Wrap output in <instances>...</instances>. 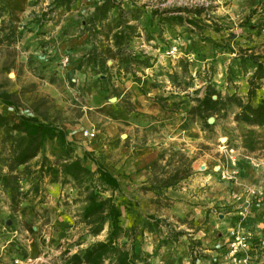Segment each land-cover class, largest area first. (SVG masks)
<instances>
[{"label":"rangeland","instance_id":"rangeland-1","mask_svg":"<svg viewBox=\"0 0 264 264\" xmlns=\"http://www.w3.org/2000/svg\"><path fill=\"white\" fill-rule=\"evenodd\" d=\"M33 1H6L7 23H11L16 35L19 31L22 33L13 39H0V90L15 91L19 99L18 105L24 113H27L33 101L39 98L47 99L53 106L50 115H58L60 119H63L61 126L67 131L69 138L74 141L76 153L81 155L83 149L93 150L103 164L110 165L111 162L113 165L119 164L118 151L108 154L105 149L101 150L95 146L101 141L105 144L108 139L104 135L108 119L105 117L103 106L114 103L109 101V98L113 96L98 99L97 75L83 71L71 72V64L88 45L83 43L85 34L81 33L82 22L91 14L97 0H77L69 8L58 7L53 13L52 20L44 22L42 26H38L34 17L46 8L49 0H38L36 3ZM136 2L146 3L148 8L152 6L167 8L179 5H200L209 8L208 16L206 13L201 15L205 18L201 20L203 23H201V30L190 26L188 29L191 30L176 27L172 30H165L162 38L156 37V33H153V39L149 41L143 37H135L130 44L131 49L135 51L142 49L144 53L155 59L153 66L145 68L143 72L138 71L137 75H142L141 73L145 71V75L151 74L150 77L153 78L157 73L170 72L174 69L180 71L177 67V60L183 58L190 63L189 72L195 77L191 86L185 90L186 92H179L183 88L182 85L175 86L170 81L165 82L168 79L165 74H161V77L157 79L161 80L158 84H162V88L169 86L165 92L177 91L176 94L172 93L170 98L177 101L182 99L188 106L187 110L193 101L191 98L195 96L193 89L201 82V78L196 77L197 72H201V76L205 77L211 74L212 83L222 92L237 91L245 96L248 87L247 78L252 70L247 69L243 73L241 69L238 70L235 63L238 53L244 49L252 48L253 51L264 54V32L257 34L255 26L259 20L264 21V0H136ZM148 19V14L143 15L141 24L146 25ZM147 27L150 31H155V27ZM215 27L219 30L216 31ZM157 65L162 67L159 72ZM71 81L74 82L73 85ZM93 83H96L97 87L91 90ZM111 85L117 88L118 98L122 105L124 101L133 103V94L137 91V85L129 74L118 77L113 75ZM126 88L127 91L122 94ZM257 93L258 96L263 95L264 87ZM137 94L141 95L139 92ZM118 98L116 97V100ZM0 112L12 120L16 118L15 112L6 106L1 105ZM130 114L129 126H118L120 132H128L133 137L141 134V138L165 134L164 122L160 123L152 118ZM217 122L216 134H204L205 138L199 142L195 152L215 163H218V160L226 161L227 159L222 154L226 141L221 140V137H225L222 126L224 120L218 118ZM226 122V132L227 128L235 127L231 123V118ZM81 127L93 129L95 136L83 137L80 133ZM73 130L74 133H72ZM122 137L125 139L126 135ZM170 141L160 150L169 148V144L173 142V149H178L177 141ZM168 154V152L165 154V159ZM247 155L245 150L236 154L237 160L234 166L239 167L244 161H248L255 169L253 174L264 173V150L256 152L255 156ZM34 161L36 159L31 161V164H34ZM255 161H259L260 165H255ZM238 173L235 172L234 176L226 179V186L232 200L226 204L215 205L212 210L208 209L207 214L209 215L204 221V223L211 222L212 225L208 224V227L204 223L194 224V217L198 213L194 211V207L185 211L184 205L179 203L184 199H178L176 204L174 199L167 197L166 194L164 197L155 199V196L151 197L141 190V185H130L134 182H127L125 185L122 182V189L130 198L138 201L142 215L153 214L169 224L167 228L161 225L157 232L145 231L143 237L134 242L136 251H139L140 246L143 249L142 246L147 243L145 237L151 235L152 240L154 239L153 241L158 244L160 254L165 253L166 247L171 248V258H174V261H177L175 258H179L181 254L179 244H182L187 246L189 263L192 262V253L195 250L198 256L195 264H223L226 262L223 258L226 243L234 235L238 233L263 235L264 175L256 179L261 182L260 184L244 185L243 180L237 178ZM21 186L23 190L28 187L26 182H21ZM251 187H260L263 194L246 203V189ZM41 197L43 202L37 205L39 217L36 226L33 227L35 234L25 231L20 223L16 231L12 232L16 237L28 238V242L25 243L31 247L36 241L39 257L27 264H64L67 255L81 251L97 240L105 239L108 231L107 225L99 234L93 235L80 221L82 202L79 199L81 197L70 184L51 183L45 178L42 183ZM26 203H22L21 206ZM192 205L197 206L198 204ZM242 207H246L244 216L239 214ZM10 213L6 195L0 190V252H3L0 264H23L16 259L9 261L8 254L4 246L2 247L8 238H5V235L9 236L12 231L6 222ZM133 216L134 210L129 211L125 208L120 217V224L129 228ZM169 228L174 231H183L185 234L177 240H171L167 233ZM194 236H199V238H193ZM200 240L204 246H201ZM120 241H126L128 246L131 243V239L126 238H121ZM189 241L194 243L192 248H189ZM217 245H220V248H215ZM205 248H209L211 252L203 251ZM164 260H166L165 256ZM104 264H112V262L106 260Z\"/></svg>","mask_w":264,"mask_h":264},{"label":"trees","instance_id":"trees-1","mask_svg":"<svg viewBox=\"0 0 264 264\" xmlns=\"http://www.w3.org/2000/svg\"><path fill=\"white\" fill-rule=\"evenodd\" d=\"M6 1L0 0V39H13L22 31L16 35L11 23H7ZM76 1L49 0L46 8L35 15L34 20L38 26H42L44 22L52 20L58 7L69 8ZM205 13L208 16L209 8L200 5L148 8L146 3H138L136 0H97L91 14L82 22L81 33L85 34L83 43L88 45L71 64V72L83 71L97 75L98 99L110 96L118 98L117 88L111 85L113 75L118 77L129 74L142 95L159 103L165 110L177 111L182 99L174 100L170 98L171 94L147 95L158 83L144 73L137 75V72L153 66L155 59L142 49H131L130 44L135 37L149 41L153 39V33L162 38L165 30L176 27L188 29L190 26L201 30V23L205 19L201 15ZM145 14L149 16L148 23L142 25L141 19ZM147 26L155 27V31H150ZM255 26L257 34L264 32L263 20H259ZM214 29L219 30L218 27ZM238 54L235 63L238 70L241 69L243 73L247 69L252 70L247 78L245 96L237 91L222 93L212 83L211 74L205 77L197 72L196 77L201 78L203 84L193 89L195 96L191 99L194 104L186 110L185 119L179 126L188 129L198 119L204 134L215 135L218 118H221L224 120L222 126L226 137L224 145L234 149L241 147L246 153H256L264 150V94L258 96L257 93L264 87V54L252 48ZM189 65L188 61L179 58L177 67L180 71L174 69L156 75L165 74L172 85H182V90H186L195 78L189 72ZM71 84L74 82L71 81ZM18 100L15 91L0 90V106L12 109L16 115L12 120L0 112V190L5 193L11 211L6 218L9 228L14 231L20 223L30 234H35L33 227L39 217L37 205L43 202L41 190L45 178L51 183L70 184L81 197L79 216L88 232L97 235L105 225L108 231L104 240H97L81 251L67 255L64 264H104L106 260L112 264H137L142 261L145 264V258L141 251H136L134 242L143 237L145 231L157 232L161 225L167 228L169 224L153 214L142 215L138 201L130 198L122 189L120 172L107 168L93 150L83 149L81 155L76 153L74 141L61 126L63 119L58 115H50L53 106L47 99L33 101L27 113L22 112ZM123 107L134 116L159 121L138 111L132 102L124 101ZM210 117L214 118L212 122L208 121ZM230 118L235 127L227 128L226 132L225 124ZM120 141L119 138L107 139L105 145L115 146ZM173 146L174 143H170L169 148L160 150L157 157L144 167L150 171V176L142 183L141 190L153 192L155 199L164 197L168 188H174L193 172L192 162L195 157L186 155L180 148L173 149ZM167 152L169 154L165 159ZM34 159L36 161L31 164ZM21 182L28 185L25 190ZM24 202L27 203L21 206ZM125 208L134 210L129 228L120 224ZM167 233L171 240H177L185 234L170 228ZM121 238L131 239L130 245L120 241ZM189 244V248H192L194 243L189 241ZM4 249L8 255L15 254L20 259L28 257L26 246L14 238L5 243ZM259 253L264 254V251ZM192 255L190 264H195L198 258L195 250Z\"/></svg>","mask_w":264,"mask_h":264},{"label":"crops","instance_id":"crops-1","mask_svg":"<svg viewBox=\"0 0 264 264\" xmlns=\"http://www.w3.org/2000/svg\"><path fill=\"white\" fill-rule=\"evenodd\" d=\"M157 67H158L157 70L159 72L162 69V67L160 65H157ZM150 70L153 71L152 69ZM150 75L151 74H149V76ZM158 77L161 76L154 75L152 79H155L157 83L161 82V80L157 79ZM165 82H169V80L167 79ZM202 84L203 81H201L200 84L196 85L195 87L198 88ZM95 87H97V84L93 83L91 86V90H94ZM168 87L162 88V84H158L157 87L150 89L147 95L149 97H153L154 95H165V94L170 95L172 93L173 94L177 93V91L174 90L170 92L169 91L165 92V90H168ZM127 88L123 90L122 94H124L127 91ZM138 92L139 91L137 89V91H135V94H133V98H134L133 104L136 106V109L155 117V119L159 120L160 122H164L165 134L162 136L149 135L146 136V138L145 137L141 138V134L135 135L133 137L128 132L122 133L119 131L118 126L125 125L126 127H128L129 121L131 119V114L123 107L119 98L116 100V102L113 101L114 103H110L109 106L107 105H105V107L103 106L105 117L108 119V122L105 126V134H104L105 137L112 140L119 138L121 141L115 146L110 145L107 147L102 141L96 143L95 146H97L101 150L105 149L108 154L113 153V151H118L117 157L120 158L119 160L120 163L113 165V163L111 162L110 165L108 164H104V165L112 171L120 172L121 187L123 185L122 182L125 183V185L127 182L129 183L134 182L133 184L130 185H136V184L142 185V183H145L150 176V171L144 168L145 165L148 164L150 161L154 160L159 154L160 149L163 146H165L167 142L170 140L177 141L179 146L178 148L183 150L186 153V155H190L191 157L194 156L195 159L192 162V170H193L192 174L187 178L181 180L174 188L171 187L168 188L165 191V194L167 197L173 198L175 204L178 203L179 201L178 199H184L185 201L182 200L179 203H182L184 205L185 211H188L194 207V211H197L198 213L197 216L195 215L194 217L195 219L194 224L202 225L204 223L206 216L209 215L207 214L209 208L212 210L213 206L219 204H226L227 202L232 200L229 190L227 189L226 186L227 185L226 179L222 180L219 177V173L214 169V167H217V165L223 166L229 176H234L235 172H239L237 178L243 180L244 185H258L261 183L256 179L259 176L260 177L263 176L264 173H260L259 175L253 174L252 172H254L255 169L251 162L244 161V163L241 166L236 167L234 166V163L229 161V157L231 156V154L224 151H223L224 153L222 154L227 159L226 161L218 160V163H215L214 161L212 162L211 159L206 158L203 155L195 154L199 142L203 141L204 139V132L201 131L200 129L198 119H196L192 123L190 128L188 129L180 128L179 124L185 119V113L188 108V106L184 102H182L179 105V109L177 111H168L163 109L159 103L146 98L142 94L138 95L137 94ZM179 92L182 93L186 91L180 89ZM193 104L194 101H192L189 107H191ZM123 134L126 135L128 140L122 139ZM241 151L244 150L243 148L239 147V149L237 148L235 150V153L237 152L236 154H238ZM247 154L250 156H255L254 155L255 153H247ZM251 161H253V159ZM147 193L149 196L154 197L153 192L149 191ZM194 203H197L198 205L193 206L192 204ZM204 224H206L208 227L211 224V222L209 223L205 222ZM15 231L16 230L11 231V234L7 236L8 238L6 242H9L12 238L19 240L21 243H23L26 246L27 251H29L28 257L26 259H20L17 258L15 254H11L7 256V259L9 261L16 259L23 262V264H27L29 261L38 259L39 255L36 246V241L32 243V247H31V245L25 243L26 241L28 242V238L16 237L12 233ZM199 236H194L193 238H199ZM155 239L157 240V238ZM153 240H152V236L149 235L148 237H145V241L147 243H144V245L142 246L143 249L141 248V246L139 247V251H141V255L142 257L145 258L147 264H156L160 262L164 256L165 258H167V255H164L165 253L163 254L159 253L158 244ZM200 242L202 244L201 246H204L202 240H200ZM179 245L181 251L179 258H175V260L177 261H174V258L168 259L169 264H190L187 257L188 254L187 246H184L182 244ZM3 246L4 245H2V247ZM203 251L211 252L209 248H205ZM2 254L3 252L2 253L0 252V257ZM1 260L3 259L1 258ZM138 263L143 264L144 261Z\"/></svg>","mask_w":264,"mask_h":264},{"label":"built area","instance_id":"built-area-1","mask_svg":"<svg viewBox=\"0 0 264 264\" xmlns=\"http://www.w3.org/2000/svg\"><path fill=\"white\" fill-rule=\"evenodd\" d=\"M74 133V130L72 131ZM80 133L83 137L92 138L95 136V131L90 128H80ZM224 152L231 154L229 161L235 163L237 160L234 148H227L223 145ZM255 165L259 166V161H255ZM218 173L220 178L229 179L230 176L225 171L223 166L217 165L214 168ZM263 194V190L260 187H251L246 189V203H249L252 198H256ZM248 205V204H247ZM246 207L240 209L239 214L245 215ZM215 248H220L217 245ZM264 251V234L263 235H251L250 233H238L230 238L226 243L225 255L226 262L223 264H264V254L259 253ZM165 255H167L166 260L164 257L162 260L156 264H169L171 258V248L166 247ZM216 260V259H215Z\"/></svg>","mask_w":264,"mask_h":264},{"label":"water","instance_id":"water-1","mask_svg":"<svg viewBox=\"0 0 264 264\" xmlns=\"http://www.w3.org/2000/svg\"><path fill=\"white\" fill-rule=\"evenodd\" d=\"M115 100H116V97H115V96L109 98V101H111V102H112V101H115ZM213 120H214L213 117H210V118L208 119L209 122H212ZM123 136H124V134H123ZM221 140H222V141L226 140V137H221Z\"/></svg>","mask_w":264,"mask_h":264}]
</instances>
